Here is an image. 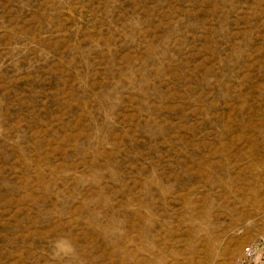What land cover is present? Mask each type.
Masks as SVG:
<instances>
[{
  "label": "rangeland",
  "instance_id": "1",
  "mask_svg": "<svg viewBox=\"0 0 264 264\" xmlns=\"http://www.w3.org/2000/svg\"><path fill=\"white\" fill-rule=\"evenodd\" d=\"M264 233V0H0V264H235Z\"/></svg>",
  "mask_w": 264,
  "mask_h": 264
},
{
  "label": "built area",
  "instance_id": "2",
  "mask_svg": "<svg viewBox=\"0 0 264 264\" xmlns=\"http://www.w3.org/2000/svg\"><path fill=\"white\" fill-rule=\"evenodd\" d=\"M235 264H264V233L244 248Z\"/></svg>",
  "mask_w": 264,
  "mask_h": 264
}]
</instances>
